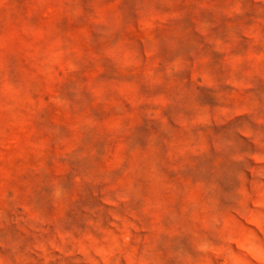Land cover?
Returning <instances> with one entry per match:
<instances>
[{
	"label": "rangeland",
	"instance_id": "374dc122",
	"mask_svg": "<svg viewBox=\"0 0 264 264\" xmlns=\"http://www.w3.org/2000/svg\"><path fill=\"white\" fill-rule=\"evenodd\" d=\"M0 264H264V0H0Z\"/></svg>",
	"mask_w": 264,
	"mask_h": 264
}]
</instances>
